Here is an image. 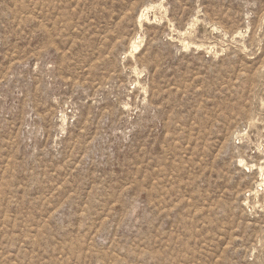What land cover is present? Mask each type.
Wrapping results in <instances>:
<instances>
[{
	"label": "rangeland",
	"instance_id": "obj_1",
	"mask_svg": "<svg viewBox=\"0 0 264 264\" xmlns=\"http://www.w3.org/2000/svg\"><path fill=\"white\" fill-rule=\"evenodd\" d=\"M0 264H264V0H0Z\"/></svg>",
	"mask_w": 264,
	"mask_h": 264
}]
</instances>
